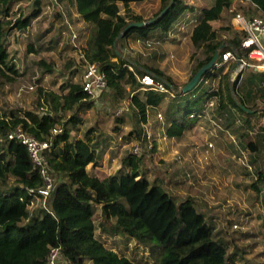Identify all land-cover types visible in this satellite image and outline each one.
<instances>
[{"label": "trees", "instance_id": "trees-1", "mask_svg": "<svg viewBox=\"0 0 264 264\" xmlns=\"http://www.w3.org/2000/svg\"><path fill=\"white\" fill-rule=\"evenodd\" d=\"M20 1L0 0V83L3 78L13 81L18 74L10 57L12 32L27 30L46 5L44 0H32V10L16 16L15 5ZM60 1L73 4L84 22L96 25L86 55L99 62L107 76V88L98 94L129 100L137 110L140 127V123L148 122L149 107H167L166 135L182 137L204 118L209 100L216 98L214 108L220 126L247 141V147L258 156L264 154V70L250 66L230 82L229 78L223 79L227 75L221 74L226 64L217 65L228 47L235 46L242 53L240 44L246 33L232 27L234 12L230 8L236 4L237 10L245 13L256 8L234 0H214L211 9L202 8L198 19L209 13L214 16L210 10L217 8L218 19L228 13L230 26H221V33L215 29L206 40H199L203 57L198 59L191 77L222 44L226 46L216 66L202 76L198 85L182 92L163 70L134 64L126 58L119 44L131 36L167 38L182 18L196 12L194 4L188 0H161L159 10L144 17L130 8L143 0ZM255 1L264 9V0ZM29 50H35L33 45ZM38 64L45 72L54 71L52 62L40 59ZM146 72L166 78L177 93L171 95L143 85L137 75ZM206 78L209 82L204 81ZM97 99L89 96L82 82L66 81L59 91L39 86L32 108L11 109L0 115V264H47L50 248L55 246L61 247L69 264H143L107 245L98 236V229L102 235L119 236L127 245L135 242L137 247L147 248L152 264H228L225 238L213 232V225L197 209V202L191 198L177 202L162 177H148L144 166L147 150L141 154L127 150L115 172L105 174L99 168L108 151L116 154L113 146L101 138V133L95 135L93 127L81 137L77 134L83 122L81 114L93 108ZM121 113L117 112L116 118L123 122ZM19 125L40 139L52 141L48 159L56 180L47 199L48 208L30 207L34 195L29 189L37 191L44 180L34 169L27 147L8 136ZM55 127L60 129L58 133H53ZM254 133L257 137L247 140ZM131 134L147 144L148 138L137 126ZM89 165L95 172L89 170ZM263 178L261 172L259 180ZM99 209L102 219L97 224Z\"/></svg>", "mask_w": 264, "mask_h": 264}, {"label": "rangeland", "instance_id": "rangeland-1", "mask_svg": "<svg viewBox=\"0 0 264 264\" xmlns=\"http://www.w3.org/2000/svg\"><path fill=\"white\" fill-rule=\"evenodd\" d=\"M188 1L197 7L196 12H189L182 18L167 38L159 40L155 37L156 42L150 48L139 44L137 36L124 40L123 45L119 44L123 55L134 64L163 70L180 89L189 81L198 59L203 57L202 48L198 46L199 40H206L215 29L221 33L219 28L228 26L230 22L228 13L218 19L217 8L210 10L214 16L209 13V16L204 14L203 18L198 19L202 8L211 9L214 0ZM64 5L68 18L80 33L81 45L87 50L96 32V25L84 22L77 15L73 4L65 2ZM32 6V0L18 2L15 15H19V12L28 13ZM160 6L161 0H143L132 3L130 8L149 17ZM9 40L10 57L18 74L13 81L3 78L4 81L0 83V115L11 109L32 108L39 86L59 91L66 81L82 82L80 48L70 43L66 23L58 10L50 12L45 9L27 30L12 32ZM30 45L35 50L30 51ZM40 59L52 62L54 71L45 72L38 64ZM234 64L225 65L221 74L227 76L223 79L229 78L231 82L238 73L251 68L237 72ZM30 84H36V88L29 90L27 86ZM98 98L93 108L81 114L83 122L77 134L81 137L93 127L95 135L101 133V138L113 146L116 154L107 152L110 155L102 164V167L105 165L103 173L117 171L126 151L133 150L136 143L140 142L141 138L131 134L137 126L142 134H150L154 143L153 149L144 158L148 177H162L164 186L177 197V202L188 198L197 202V209L204 214L208 224L213 225V232L224 236L230 254L228 264H264V178L259 180L261 172L264 176V155L258 156L247 147V141L239 140L231 131L230 135L222 125L220 127L216 107L210 108L207 115L200 119L201 123L186 130L182 137L170 138L166 137L165 125L163 127L158 117L160 112L165 120L167 107H149L148 122L140 123V127L137 110L129 100L99 94ZM167 98L172 97L167 95ZM120 110L123 122L116 118ZM255 137L257 135L254 133L247 140ZM209 141L214 143L212 147L208 146ZM145 149L146 146L142 145L141 150ZM88 168L95 172L91 165ZM96 218L98 224L102 219L100 209ZM235 224L238 226L235 227ZM101 232L97 230L98 236L107 245L137 262L145 264L149 260V264H152L147 248L137 247L135 242L127 245V241L119 236L102 235ZM234 252L237 254L233 256ZM86 264L91 262L87 261Z\"/></svg>", "mask_w": 264, "mask_h": 264}, {"label": "built area", "instance_id": "built-area-1", "mask_svg": "<svg viewBox=\"0 0 264 264\" xmlns=\"http://www.w3.org/2000/svg\"><path fill=\"white\" fill-rule=\"evenodd\" d=\"M238 1L243 4L251 5L252 7L256 8L257 11H248V13H245L242 9L237 10L236 4L230 8V12H234L231 21L232 27L236 30L244 31L246 33L240 44V50L242 53L240 54L239 50L235 46L228 47L224 50L222 59L217 65L221 66L234 62V67L236 68L237 72L243 71V69L250 66H255L256 68L264 70V9L262 5L255 0H234V3H237ZM45 9L50 12L58 10V12L62 15L63 21L66 23V32L69 36L70 43L73 46L80 48L79 54L83 62V88L89 94V96L92 98H97L98 92L107 88V76L105 71L101 68V64L96 61H91L87 57L86 50H84L83 46L81 45L79 32L75 29L68 18L67 9L63 2L60 0H46L44 10ZM136 40L139 44H143L149 48L152 47L156 42V38L151 36L144 38L138 37ZM129 67L131 69L133 68L132 65H129ZM137 76L141 83L148 88L171 95H175L177 92L174 86L170 84L166 78L155 77L150 72H146ZM204 81L209 82V79L206 78ZM27 87L29 90H33L36 88V84H30ZM215 104L216 98L209 100L205 116L207 115L208 110L213 108ZM119 113H121V110L118 111V114ZM158 117L161 120L160 122L165 124L163 114L159 112ZM191 117H195V114H192ZM59 131L60 129L57 127L53 129V133H58ZM145 135L148 138L147 144H143L144 139H141L140 142H137L134 146V153L141 154L142 145L146 146L145 150H147V153L153 148L154 143L150 134ZM8 136L10 139L19 140L27 147L34 169L39 171L44 180V185L37 191L33 188L29 189V193L34 195V199L30 203V207H35V204H37L38 206H45L48 208L47 199L55 188L56 180L48 159V152L51 149L52 141L50 139H40L24 130L20 125L13 129ZM213 145L214 143L212 141L208 142L209 147H212ZM262 197L264 198V189ZM234 226L237 227L238 224H235ZM47 264L69 263L65 260L61 247L55 246L50 248L49 254L47 256Z\"/></svg>", "mask_w": 264, "mask_h": 264}, {"label": "water", "instance_id": "water-1", "mask_svg": "<svg viewBox=\"0 0 264 264\" xmlns=\"http://www.w3.org/2000/svg\"><path fill=\"white\" fill-rule=\"evenodd\" d=\"M140 24V23H139ZM122 35V34H121ZM226 44H222L215 52L213 58L203 66H201L195 73L194 75L189 79V81L184 84L181 88L182 92H188L192 89H194L198 83L200 82L202 76L207 73L209 70L213 69L216 65V61L219 57L220 51L225 48Z\"/></svg>", "mask_w": 264, "mask_h": 264}, {"label": "crops", "instance_id": "crops-1", "mask_svg": "<svg viewBox=\"0 0 264 264\" xmlns=\"http://www.w3.org/2000/svg\"><path fill=\"white\" fill-rule=\"evenodd\" d=\"M77 13V12H76ZM78 15V14H77ZM79 35H80V33H79ZM80 40H81V37H80ZM83 45V44H82ZM198 123H201L200 122V120L198 121ZM197 123V124H198ZM163 125V127H164V125L166 126V121H165V124H162ZM221 127V126H220ZM225 129V128H224ZM226 131H228L229 132V134L231 135V133H230V131L228 130V129H226ZM234 136H235V134H234ZM239 140H240V138H239ZM108 152H110V151H108ZM110 155V154H109ZM109 155H108V153L105 155V157H104V159H103V163H105V161H106V159H108V157H109ZM264 155V154H263ZM262 156V155H261ZM105 167V165L102 167V166H100L99 168L100 169H103Z\"/></svg>", "mask_w": 264, "mask_h": 264}]
</instances>
